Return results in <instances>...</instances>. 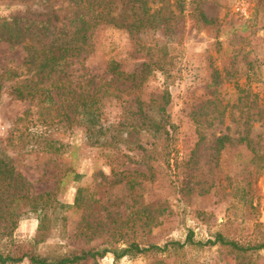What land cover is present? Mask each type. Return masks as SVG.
Returning a JSON list of instances; mask_svg holds the SVG:
<instances>
[{
  "label": "rangeland",
  "instance_id": "374dc122",
  "mask_svg": "<svg viewBox=\"0 0 264 264\" xmlns=\"http://www.w3.org/2000/svg\"><path fill=\"white\" fill-rule=\"evenodd\" d=\"M125 2L103 4L116 18ZM76 11L71 0H0V21L13 15L26 26L47 20L24 33V45L36 49L58 33L67 39ZM163 11L170 18L164 27L138 34L105 23L88 29L63 76L39 85L59 105L49 111L37 99L8 93L32 69L24 64L23 43L0 41V153L22 183L13 190L21 197L16 207L7 196L12 189H0L7 196L0 253L26 256L18 264H28L32 254L103 243L182 242L187 230L201 241L215 233L242 246L264 240V0H166ZM198 11L214 24L197 23ZM140 47L155 53L164 47L171 60L167 78L142 68L147 59L134 53ZM110 61L134 81L111 77ZM72 88L84 100L79 108L100 114L92 127L79 114L71 122L61 116ZM163 90L169 96L166 156L161 137L131 127L140 120L137 101L151 106ZM244 135L247 144L238 141ZM221 136L229 141L219 147ZM95 264H264V251L239 255L218 245H185L117 261L108 253Z\"/></svg>",
  "mask_w": 264,
  "mask_h": 264
},
{
  "label": "trees",
  "instance_id": "16d2710c",
  "mask_svg": "<svg viewBox=\"0 0 264 264\" xmlns=\"http://www.w3.org/2000/svg\"><path fill=\"white\" fill-rule=\"evenodd\" d=\"M42 1L44 2L45 0ZM71 1L76 6L77 10L75 18L69 22L70 24L73 23V25H75L73 26V31L65 40H62L61 36L66 35H59L58 33L55 35L54 39L51 38L48 44L39 49L29 46L28 44L24 45V33L29 26L37 25L38 27H41L48 25L49 23L47 20L44 22L33 20L29 22L28 26H26V22L22 17L13 15L0 21V41L4 39L12 44L23 43L26 51L24 64L29 70L32 69L31 77L33 76L35 78L34 80H32L31 77L21 79L14 82L11 86H7L6 90L9 94L13 95L15 99H29L31 102L37 99V104L40 105L42 110H51L54 107V104H56V100H54L52 95L49 94V87L39 85L43 80L49 78L54 79V81L57 80L68 64L67 58L72 57V55L78 54L81 51L86 39V31L94 28L99 23L109 24L115 28H123L129 35H131L138 34L144 30L158 29L160 25L164 27L170 19L168 18L167 13L163 11V4L166 0H126L122 6L123 12L116 17L118 20L111 16L113 8H106L103 4V1L109 3L110 0ZM159 2L163 3L162 6H157V8L151 9L152 5L156 6ZM122 15L123 17L121 19L120 16ZM128 17L129 20L126 21V18ZM194 19L197 23L202 25L214 24V20L206 18L199 11ZM21 23L23 24L21 25ZM63 32L66 34L65 31ZM58 35L60 37H58ZM161 45L163 46V44ZM141 51L143 52V57L147 59V62L142 63V68L146 70H151V68L158 69L164 77L167 78L168 72H166V67L171 65V60L165 56V52H163L164 47L160 49L162 52L158 53H155V51L150 48L144 49L142 47L136 48L134 53L137 56ZM118 68L119 67L115 62L110 61L107 67V72L111 77H114L116 81H134L131 74H124L119 71ZM70 91L73 98L67 99L66 101L69 103V106L66 108L68 112L64 110L61 116L65 118L66 121L71 122L74 115L79 114L80 119L84 120L91 127L95 125L98 116L100 115L97 112V109H90L91 107L89 108L88 106L81 105V110H79V104L84 100L80 94H77V92L73 90V88L70 89ZM168 100V93L163 90L157 99L150 102L151 106L145 105V103L141 101H137L136 113L139 114L140 120L131 126L132 129H143L146 132L153 134L154 137H161L160 143L162 144L163 150H166L165 156L170 152L171 146L168 132L165 129L166 125H168L165 117V107L168 104ZM56 106L58 107L59 105L56 104ZM100 128H98L99 131ZM217 141L219 147H221L223 142H228L229 139L226 136H221ZM238 141L245 144L249 142L246 135L239 138ZM48 143L49 142H47V144ZM19 184H22L21 179L19 175L14 172L11 160L9 157L0 153V185H3L0 186V189L3 188V191L12 189L13 191ZM7 196L13 198L12 201L15 203L14 207H16V202H18V199L21 197H15L14 191ZM7 196H3V194L0 195V208L2 207L4 198ZM13 211L14 208L8 212V218L12 217L14 213ZM1 214L3 213L0 212V216ZM185 245L198 248L218 245L220 247L228 248L239 255L246 252L264 251V240L253 245L242 246L234 240L225 238L220 233H215L211 238L201 241L195 240L193 232L187 230L182 242L170 241L164 243L162 246L154 244L141 246L135 242H130L122 248H117L103 243L94 248L73 250L62 255L32 254L27 257V261L28 264H95L108 253L112 255L114 261H117L122 257L133 259L141 255H155L165 252L167 248H181ZM24 257L26 256L13 257L10 254L0 253V264H18L24 259Z\"/></svg>",
  "mask_w": 264,
  "mask_h": 264
}]
</instances>
